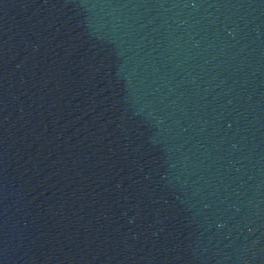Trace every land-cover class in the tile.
Masks as SVG:
<instances>
[{"label":"water","instance_id":"1","mask_svg":"<svg viewBox=\"0 0 264 264\" xmlns=\"http://www.w3.org/2000/svg\"><path fill=\"white\" fill-rule=\"evenodd\" d=\"M0 264H264V0H0Z\"/></svg>","mask_w":264,"mask_h":264}]
</instances>
